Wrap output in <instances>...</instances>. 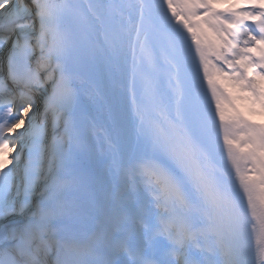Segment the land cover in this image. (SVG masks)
Here are the masks:
<instances>
[{"label":"snow or ice","instance_id":"obj_1","mask_svg":"<svg viewBox=\"0 0 264 264\" xmlns=\"http://www.w3.org/2000/svg\"><path fill=\"white\" fill-rule=\"evenodd\" d=\"M0 264H264V0H0Z\"/></svg>","mask_w":264,"mask_h":264},{"label":"bare ground","instance_id":"obj_2","mask_svg":"<svg viewBox=\"0 0 264 264\" xmlns=\"http://www.w3.org/2000/svg\"><path fill=\"white\" fill-rule=\"evenodd\" d=\"M101 159V155H99V153L96 154L95 156V160L99 161ZM104 165L100 164V171L98 173L97 179L100 182V186L103 187L102 185V180L105 177V173H104Z\"/></svg>","mask_w":264,"mask_h":264},{"label":"rangeland","instance_id":"obj_3","mask_svg":"<svg viewBox=\"0 0 264 264\" xmlns=\"http://www.w3.org/2000/svg\"><path fill=\"white\" fill-rule=\"evenodd\" d=\"M224 7H227V5H225Z\"/></svg>","mask_w":264,"mask_h":264}]
</instances>
